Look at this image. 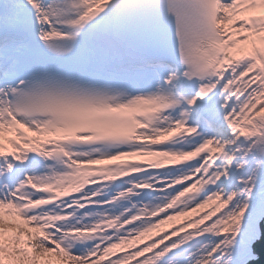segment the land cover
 <instances>
[{"label": "snow or ice", "instance_id": "6c2138e0", "mask_svg": "<svg viewBox=\"0 0 264 264\" xmlns=\"http://www.w3.org/2000/svg\"><path fill=\"white\" fill-rule=\"evenodd\" d=\"M264 220V0H0V264H250Z\"/></svg>", "mask_w": 264, "mask_h": 264}, {"label": "bare ground", "instance_id": "6f19581e", "mask_svg": "<svg viewBox=\"0 0 264 264\" xmlns=\"http://www.w3.org/2000/svg\"><path fill=\"white\" fill-rule=\"evenodd\" d=\"M255 249L258 250L257 256L259 259L250 261V264H261L264 259V224L261 229V238L257 241Z\"/></svg>", "mask_w": 264, "mask_h": 264}, {"label": "water", "instance_id": "95a60500", "mask_svg": "<svg viewBox=\"0 0 264 264\" xmlns=\"http://www.w3.org/2000/svg\"><path fill=\"white\" fill-rule=\"evenodd\" d=\"M258 251V250H257ZM261 264H264V259H263V262Z\"/></svg>", "mask_w": 264, "mask_h": 264}, {"label": "rangeland", "instance_id": "374dc122", "mask_svg": "<svg viewBox=\"0 0 264 264\" xmlns=\"http://www.w3.org/2000/svg\"><path fill=\"white\" fill-rule=\"evenodd\" d=\"M262 221H263V220H262ZM262 221H261V222H262ZM261 222H260V223H261Z\"/></svg>", "mask_w": 264, "mask_h": 264}]
</instances>
